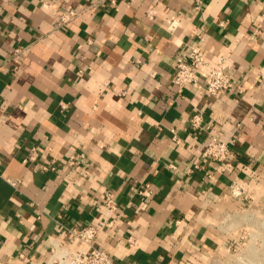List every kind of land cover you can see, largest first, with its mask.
<instances>
[{
    "label": "crops",
    "instance_id": "0c3cea01",
    "mask_svg": "<svg viewBox=\"0 0 264 264\" xmlns=\"http://www.w3.org/2000/svg\"><path fill=\"white\" fill-rule=\"evenodd\" d=\"M194 5L0 0V264H45L50 239L71 244L63 226L87 224L117 264H264V0ZM199 37L208 62L227 58L237 98L176 93L174 58ZM196 105L205 132L189 129ZM208 133L233 142L237 163L201 159ZM234 177L254 205L218 224L240 209ZM106 191L125 214L111 229Z\"/></svg>",
    "mask_w": 264,
    "mask_h": 264
},
{
    "label": "built area",
    "instance_id": "2783aa9c",
    "mask_svg": "<svg viewBox=\"0 0 264 264\" xmlns=\"http://www.w3.org/2000/svg\"><path fill=\"white\" fill-rule=\"evenodd\" d=\"M202 2L203 0H194V9H200ZM74 14L75 12L72 10L62 14L61 21L66 22ZM153 14V10L146 12L149 18L152 17ZM220 25L222 26L223 22H221ZM174 28L175 21H168V29L173 30ZM259 29L260 26L257 25L253 34H258ZM202 44L203 38L199 37L175 56L171 83L176 93L180 95L186 86H192L198 90L200 89L204 95L210 97H217L221 93L231 92L234 94V97L237 98V96L242 94L243 90L240 84L232 80L229 74L230 64L227 58L221 56L213 63L208 62ZM202 71L204 72L203 76L199 74ZM61 107L64 108L65 105L62 104ZM203 121V112L197 105L194 106L193 111L187 118L190 131L193 133L205 132L206 129L203 125ZM172 139L174 141L177 140L175 135ZM232 145L233 142L222 140L218 136L208 133V137L202 146L200 157L202 160L208 159L213 162L225 157L236 161L237 156ZM29 159H33V157ZM68 161L69 164L79 163V160L74 156H70ZM235 163H237V161ZM201 167L200 163H194L189 173ZM43 168L46 169L47 167L43 166ZM227 189L230 197L239 205L240 209L224 210L215 218L218 224H223L239 217L242 213L250 210L251 206L254 205V196L246 190L245 185L237 177L230 180L227 184ZM137 194L143 198L152 197L153 190L150 183H145L141 189L137 190ZM213 198V194L207 192L202 201L201 208L206 209ZM100 207L106 229H111L115 222L125 218V214L119 209L115 194L111 191H106L104 193ZM178 222L179 220H176V223ZM63 232L71 244L63 243L58 239H50L45 264H117L101 246L96 245L99 233L98 226L94 224L63 226Z\"/></svg>",
    "mask_w": 264,
    "mask_h": 264
}]
</instances>
